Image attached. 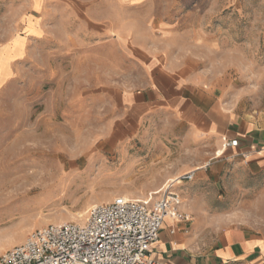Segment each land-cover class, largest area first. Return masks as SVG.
<instances>
[{"label":"rangeland","instance_id":"rangeland-1","mask_svg":"<svg viewBox=\"0 0 264 264\" xmlns=\"http://www.w3.org/2000/svg\"><path fill=\"white\" fill-rule=\"evenodd\" d=\"M144 40L194 47L226 80L227 105L264 125V0H0V254L159 176L158 189L125 196L173 179L211 235L264 226V172L236 156L203 166L202 146L173 121L120 126L118 89L145 78L128 44Z\"/></svg>","mask_w":264,"mask_h":264},{"label":"crops","instance_id":"crops-1","mask_svg":"<svg viewBox=\"0 0 264 264\" xmlns=\"http://www.w3.org/2000/svg\"><path fill=\"white\" fill-rule=\"evenodd\" d=\"M128 55L141 65L145 78L134 88L118 89L120 126L134 131L156 120L173 121L184 129L181 138L202 146L207 160L203 166L236 156L254 173L264 172V125L227 105L226 80L208 75L194 47L144 40L128 44ZM234 138L237 146L224 145ZM210 175L217 178L214 172ZM163 182L159 176L140 187L119 188L117 193L143 195ZM190 210L194 221L192 215L190 222L163 220L151 252L154 260L160 264H264V226L228 225L211 235L210 221L195 208Z\"/></svg>","mask_w":264,"mask_h":264},{"label":"built area","instance_id":"built-area-1","mask_svg":"<svg viewBox=\"0 0 264 264\" xmlns=\"http://www.w3.org/2000/svg\"><path fill=\"white\" fill-rule=\"evenodd\" d=\"M224 145L235 147L238 139ZM193 174L178 179H192ZM171 183L146 198L116 195L94 204L81 222L32 229L21 243L0 254V264H160L151 252L163 220H192Z\"/></svg>","mask_w":264,"mask_h":264},{"label":"bare ground","instance_id":"bare-ground-1","mask_svg":"<svg viewBox=\"0 0 264 264\" xmlns=\"http://www.w3.org/2000/svg\"><path fill=\"white\" fill-rule=\"evenodd\" d=\"M179 180V179H178ZM172 182V183H171ZM171 183V185H173V183H174V180L172 179H170V182L167 184V185H169Z\"/></svg>","mask_w":264,"mask_h":264}]
</instances>
